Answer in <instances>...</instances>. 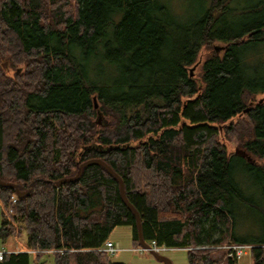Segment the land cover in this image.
I'll return each mask as SVG.
<instances>
[{
    "label": "trees",
    "instance_id": "obj_1",
    "mask_svg": "<svg viewBox=\"0 0 264 264\" xmlns=\"http://www.w3.org/2000/svg\"><path fill=\"white\" fill-rule=\"evenodd\" d=\"M196 4L0 0V173L30 187L12 203L0 185V240L25 231L28 250L0 264H125L99 250L118 226L141 245L118 179L92 163L55 183L91 158L123 178L148 243L190 264H239L222 246L248 245L264 264V0Z\"/></svg>",
    "mask_w": 264,
    "mask_h": 264
},
{
    "label": "rangeland",
    "instance_id": "obj_2",
    "mask_svg": "<svg viewBox=\"0 0 264 264\" xmlns=\"http://www.w3.org/2000/svg\"><path fill=\"white\" fill-rule=\"evenodd\" d=\"M173 2L175 6L180 5L181 11L179 12L181 14L185 13L186 17H189L194 13L195 7L197 5L196 0H173ZM182 10L184 12H182ZM203 59L204 56H201L199 61L191 67L194 74L199 70L200 64ZM5 63L7 64L4 65ZM3 66L4 68L9 69L8 58L3 60ZM263 97L264 95H260L258 99L260 100ZM237 146H239L240 149H243L239 144H230L229 148L235 151ZM246 228V226H243V230L247 231ZM224 230V226L219 223L217 231L214 234L215 237H219ZM12 237H16V242L18 243L19 247H27V234L25 231L20 236ZM110 239L121 247L120 251L112 255L113 259L117 261L124 262L125 264H166L164 261L156 258L150 250L140 251L138 247H135L132 241V231L129 226L116 227L112 231ZM7 246H9V244H7ZM160 253L170 259L173 264H190L188 259V251L185 248L169 247L163 249ZM223 260L224 258H222V261ZM222 261L220 264H227ZM31 264H54V256L52 253H44L40 257H37L35 254H31ZM239 264H253V257L248 248L246 249V252L242 256H240Z\"/></svg>",
    "mask_w": 264,
    "mask_h": 264
},
{
    "label": "water",
    "instance_id": "obj_3",
    "mask_svg": "<svg viewBox=\"0 0 264 264\" xmlns=\"http://www.w3.org/2000/svg\"><path fill=\"white\" fill-rule=\"evenodd\" d=\"M216 49H217V51H219L220 50V46H216ZM6 64L7 63H5L4 65H6ZM191 74L192 75L194 74L193 69H191ZM260 100H262V99H260ZM95 102H96V99H95ZM95 106L98 107V104L96 103ZM249 111H250V107H247V108L244 109V112H246V113L249 112ZM102 122H103V117H102L101 114H99V123H102ZM235 154H241V155L245 156L249 161H252V157L247 153V151L246 150H243V149H240L239 146L236 147ZM92 163H99V164H101L113 176H115L118 179V181L120 183L121 195H122L125 203L132 209V211L134 212V214L136 216L137 224H138V234H139V239H140V242H141L142 246H144L146 249L150 250L154 254V256L156 258H158L159 260L164 261L166 264H173L170 259H168L167 257L163 256L161 253H159L157 251H154L152 249V246L144 239L143 233H142V222H141L140 214H139L138 210L136 209V207L130 202V200L126 196V191H125V186H124L123 178L106 161H104L101 158H91V159H89L87 161H84L83 163H81V165L79 167V170H78V172H77L76 175H74L72 177L62 178L60 180L55 181V183L56 184H62L64 182L74 181V180L78 179L81 176V174L83 173L84 168L87 165L92 164ZM0 185H2V186H12L15 189V194L18 197H23L27 193L30 192V187L27 190L22 191L19 188L18 184L3 180L2 177H1V173H0Z\"/></svg>",
    "mask_w": 264,
    "mask_h": 264
},
{
    "label": "built area",
    "instance_id": "obj_4",
    "mask_svg": "<svg viewBox=\"0 0 264 264\" xmlns=\"http://www.w3.org/2000/svg\"><path fill=\"white\" fill-rule=\"evenodd\" d=\"M18 200V196L17 195H13L12 196V203H16ZM10 212H12V208H10ZM151 246H152V249L154 251H157V252H162L163 249L165 248H169L167 246H160L157 244L156 241H153L151 243ZM207 246H199V247H196V248H206ZM226 251H227V254L226 256L227 257H234V256H242L245 252H246V249L249 248L248 245H225V246H222ZM194 247H190V249H192ZM138 249L140 251H144V250H147L145 247L143 246H139ZM100 251H105L107 253H109L110 255H114L116 252L120 251L121 250V247L119 245H117L113 240L111 239H108L104 246L99 248ZM13 252H17V251H11V250H8L6 249V247L4 246H1L0 247V260H3L5 255L7 254H10V253H13Z\"/></svg>",
    "mask_w": 264,
    "mask_h": 264
},
{
    "label": "crops",
    "instance_id": "obj_5",
    "mask_svg": "<svg viewBox=\"0 0 264 264\" xmlns=\"http://www.w3.org/2000/svg\"><path fill=\"white\" fill-rule=\"evenodd\" d=\"M2 207L0 205V228L2 226ZM7 244H9V246H7ZM27 244V242H26ZM4 246L6 247L8 250L11 251H26L27 247H19L18 243L16 242V237H10L5 243H2V241L0 240V247Z\"/></svg>",
    "mask_w": 264,
    "mask_h": 264
}]
</instances>
